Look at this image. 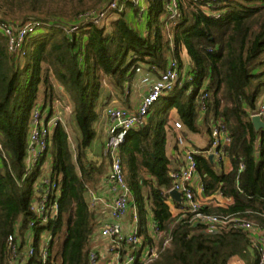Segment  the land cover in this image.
Returning <instances> with one entry per match:
<instances>
[{
  "label": "trees",
  "instance_id": "obj_1",
  "mask_svg": "<svg viewBox=\"0 0 264 264\" xmlns=\"http://www.w3.org/2000/svg\"><path fill=\"white\" fill-rule=\"evenodd\" d=\"M144 1L146 20L141 29L135 23L142 17L134 16L132 21L126 11L137 14L139 7L133 0H120L125 9L115 12L108 28L82 25L69 34L65 30L68 23L102 4L75 9L67 16L48 6L47 0H0V20L43 23L25 39L17 57L8 52L0 32V264H7V236L18 221L24 227L31 215L32 185L45 155L34 168L25 169L29 116L40 96L48 104L57 97L51 78L71 97L79 135L75 152L61 122L50 139L51 169L60 187L50 258L53 264H89L98 220L88 192L108 170L103 153L99 161L87 156L96 135L100 74L112 77L124 93L135 78L137 65L152 66L157 72L165 70L170 60L176 61L186 79L152 104L143 124L130 129L120 147L134 202L145 192L147 208L138 205L137 210L140 233L147 236L150 217L162 230L172 225L171 240L148 264H228L234 257L244 264H264L252 250L247 231L232 227L209 232L198 223L189 225L187 218L175 222L163 194L174 168L167 145L172 143V150L180 152L173 121L182 122L185 137L205 134L207 144L201 148L205 150L212 123L221 119L231 136L227 150L232 169L224 172L202 155H196V160L203 195L219 192L233 201L227 207L204 210L239 213L264 228V129L256 131L250 116L264 93V0H258L261 5L246 3L251 0H175V16L169 8L171 0ZM182 46L188 54L186 64L180 57ZM170 109L176 112L174 118L169 117ZM61 230L63 235L57 240Z\"/></svg>",
  "mask_w": 264,
  "mask_h": 264
},
{
  "label": "built area",
  "instance_id": "obj_2",
  "mask_svg": "<svg viewBox=\"0 0 264 264\" xmlns=\"http://www.w3.org/2000/svg\"><path fill=\"white\" fill-rule=\"evenodd\" d=\"M133 1L140 9V19L147 8V3L144 0ZM119 2L120 0H108L98 8L84 12L76 22L66 25V32L73 33L82 25H103L112 12L122 11L123 7ZM176 6L175 0H171L169 8L172 16L177 14ZM42 24L41 21L34 19L17 22L0 20V32L6 38L8 52L15 57L19 56L25 39L40 29ZM154 70V67L148 68L144 64L135 67V73L139 74L140 86L136 107L128 108L110 103L102 110H98V119L105 122L102 153L108 160V170L103 180L108 186L109 193L107 197H100L94 190L89 189L88 197L90 207L94 209L100 204L107 209L109 219L102 222L96 230L95 234L106 242L103 246L93 243L88 254L89 264H98L102 257L105 258V264H148L159 256L172 238V225L168 231L162 230L151 217L147 221V236L140 233L138 211L125 181L126 171L120 155V147L128 131L143 124L150 107L162 94L186 79L184 72L179 73L175 60H170L165 70L157 72ZM126 88L129 89L128 84ZM205 96L204 93L201 100ZM54 108L53 103L48 104L43 98H38L30 110L24 157L25 169L28 171L36 166L41 156H46L54 127L62 120L59 113L53 111ZM255 114L261 117L264 114V95L250 112V116ZM172 125L176 143L178 147H183L180 149L182 157L178 160L177 166L169 171L170 185L163 189V194L166 196L171 215L176 218L175 222L187 218L189 225L198 223L209 232L232 227L243 229L249 233L251 248L259 253L260 263H263L264 228L239 213L217 214L205 211L201 197L197 195L198 192L203 195V184L198 172L196 155L205 157L211 155V162L216 166L228 156L227 148L231 143V136L224 123L221 119H216L212 123L208 148L205 150L193 146L184 147L188 140L181 132L182 122L174 120ZM46 161L41 165L32 185L28 205L31 214L29 219L24 227L21 221H18L15 229L7 236L5 246L7 264H53L50 251L54 238L53 224L59 215L60 187L59 177L52 173L51 158ZM242 169L241 163L239 171ZM171 190L180 193V201L172 197ZM218 194L222 196L219 192ZM129 212L130 217L127 218ZM235 261L241 262V259L234 257L228 264Z\"/></svg>",
  "mask_w": 264,
  "mask_h": 264
},
{
  "label": "rangeland",
  "instance_id": "obj_3",
  "mask_svg": "<svg viewBox=\"0 0 264 264\" xmlns=\"http://www.w3.org/2000/svg\"><path fill=\"white\" fill-rule=\"evenodd\" d=\"M47 1L50 2L48 6H52V8H58L61 12L64 13L62 15L68 16L75 9L95 8L101 4H105L108 0H47ZM246 3L251 4V5L263 4L262 1H258V0H251V1H247ZM122 7H123V9H125L124 5ZM126 11H128V13H130L129 18L132 21H135L134 16H135V18L140 17L139 12H137V14H134L133 11L129 10L128 8L126 9ZM116 16H117V13L112 12L109 15L108 19L106 21H104L102 24L104 26H106V28H108L109 23ZM145 20H146V14L143 13L141 21H139V22L136 21L138 23H135V22H133V23H135V25L137 27H140V29H141L145 25L144 24ZM143 30H145V28H143ZM51 79H52V82H53V84L56 88V91H57V97L53 100L54 102H52L54 107H55L53 111H56L59 113L60 118L62 119L61 124L64 126L66 132L68 133V139H69L71 150L73 152H75L76 141H77V136L79 135V132H78V128L75 124L74 117H73V102L71 100L70 95L64 89H60L61 87L59 88V86H60L59 83L53 77ZM100 82H101V91H100V96H99L98 103H97V109L98 110H101L100 106H101V104H104L102 102L103 99L110 100L113 98H117L119 100L123 94L115 86V83H114L112 77H110L108 75L100 74ZM39 98H41V96ZM49 104H51V103H49ZM175 115H176L175 110L170 109L169 110V117L174 118ZM175 120H177V119H175ZM190 136L193 138V143H194L195 139H197V136L194 133L190 134ZM96 139H97V137H96ZM191 145L192 144H190V142L187 141V143L185 144L184 147H186V148L192 147ZM98 147H99V145H98ZM102 148H103V145H102ZM182 148H183L182 146L179 147V149H182ZM170 152H171V149H170V147H168V150H167L168 155H171ZM50 158H51V154H50V150L48 149V152L45 156V160L48 161V160H50ZM125 171L127 173L126 168H125ZM31 195H32V192H31ZM135 201H136L135 205H136L137 210H138V205L139 206L144 205V207L147 208L146 200H145V192H142V194L139 198H135ZM131 211H133V209H131ZM130 213L131 212H129V216H130ZM62 235H63V230H61L60 233H57V235L55 237L58 240L59 238L62 237ZM57 264H59V262H57ZM231 264H244V262H242V260H241V262L235 261L233 263L231 262Z\"/></svg>",
  "mask_w": 264,
  "mask_h": 264
},
{
  "label": "crops",
  "instance_id": "obj_4",
  "mask_svg": "<svg viewBox=\"0 0 264 264\" xmlns=\"http://www.w3.org/2000/svg\"><path fill=\"white\" fill-rule=\"evenodd\" d=\"M180 57L183 63L186 64V62L188 61V54L184 46L181 47ZM144 70H146V68H144ZM138 77H139V74L136 73L135 78L130 84V88L127 89L125 87L124 93L122 94L119 100L117 98H113V99L109 98L110 100L103 99L102 102L104 104H101L100 106L101 110L106 104H110V103H113L119 106L128 107V108L136 107L139 101V93H140V86L138 85ZM60 87L61 86H59V88ZM60 89H62V87ZM263 95L264 93L259 96L257 102L261 99V96ZM96 123H97L95 124L96 135L92 141L90 148L87 150V156L99 161L100 155L102 153V145L105 140V122L102 119H98ZM190 134L192 133L187 134L186 138L190 142V144H192L191 146L201 149L207 143V136L205 134H195L197 136V139H195L194 143H193V138L190 136ZM168 147H170L171 149V152H170L171 155H168V153L167 155L171 157L172 167H175L177 166L178 160L181 159L182 154H180V152L176 153L174 150H172V143H169L167 145L166 151L168 150ZM217 168H220L224 172L230 171L232 169L230 158L228 156L224 157L221 164L217 166ZM103 178L104 177L101 178L100 184L93 190L97 193L98 196L107 197L109 193V189H108L107 184L104 182ZM197 195L198 197H201V201L204 204V207H209V208L216 207V206L227 207L233 201L232 198L220 196L218 193H214L211 195H201V193L198 192ZM94 210L97 214L98 227H99V225L102 224V222H105L109 219L108 211L107 209L103 208L100 204H97L94 207ZM129 217L130 216L128 215L127 218ZM105 242H106L105 240L101 239L98 235L95 234V238L93 240L94 244L103 246ZM98 264H105V258L102 257L99 260Z\"/></svg>",
  "mask_w": 264,
  "mask_h": 264
},
{
  "label": "water",
  "instance_id": "obj_5",
  "mask_svg": "<svg viewBox=\"0 0 264 264\" xmlns=\"http://www.w3.org/2000/svg\"><path fill=\"white\" fill-rule=\"evenodd\" d=\"M251 122L254 125V128L256 131H259L260 129H264V121L262 119V117L258 114L252 115L251 116ZM208 158L210 160H212V156L209 155ZM170 194L172 195V197L177 200L180 201L181 197H180V193L176 190H171Z\"/></svg>",
  "mask_w": 264,
  "mask_h": 264
}]
</instances>
